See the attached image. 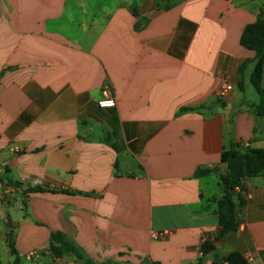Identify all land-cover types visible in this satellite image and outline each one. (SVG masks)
I'll list each match as a JSON object with an SVG mask.
<instances>
[{"label": "crops", "instance_id": "crops-1", "mask_svg": "<svg viewBox=\"0 0 264 264\" xmlns=\"http://www.w3.org/2000/svg\"><path fill=\"white\" fill-rule=\"evenodd\" d=\"M258 19L264 0H0V264L9 240L19 264H264V176L213 241L222 153L264 150ZM58 233L78 256L49 252Z\"/></svg>", "mask_w": 264, "mask_h": 264}, {"label": "trees", "instance_id": "trees-1", "mask_svg": "<svg viewBox=\"0 0 264 264\" xmlns=\"http://www.w3.org/2000/svg\"><path fill=\"white\" fill-rule=\"evenodd\" d=\"M240 45L244 49L255 53L254 59L249 62L253 65L250 75V84L253 86L255 93L259 97V103L255 108L256 115L264 118V89L261 86L262 67L264 62L263 20L258 19L255 23L247 25L243 29L240 37ZM221 163L226 166L224 173L219 176V181L222 185L224 194L221 199L215 201L220 231L213 241L219 240L225 234L235 230L236 204L233 200V195L240 189L244 179L264 176V150L243 148L234 145L229 150L222 153ZM211 173L212 172L209 170H202L196 172L195 177H205ZM0 183L2 182L0 181ZM213 241L207 239L202 243L200 248L202 256L207 255L213 250ZM8 244L10 253L15 256L13 264H19L11 240H9ZM54 244L58 245V247H55ZM49 252L55 256H59L62 252L72 253L75 256H78L77 252L60 233L51 236ZM224 261L228 264H246L245 260H243L237 253L226 257ZM198 264H200V261H198Z\"/></svg>", "mask_w": 264, "mask_h": 264}, {"label": "built area", "instance_id": "built-area-1", "mask_svg": "<svg viewBox=\"0 0 264 264\" xmlns=\"http://www.w3.org/2000/svg\"><path fill=\"white\" fill-rule=\"evenodd\" d=\"M231 94H232V89L229 87H225L222 89L219 95L222 97H229ZM97 106L100 109H113L115 107V100L113 98L112 90L109 88V86H104L100 90V99L97 102ZM0 186H1V183H0Z\"/></svg>", "mask_w": 264, "mask_h": 264}, {"label": "rangeland", "instance_id": "rangeland-1", "mask_svg": "<svg viewBox=\"0 0 264 264\" xmlns=\"http://www.w3.org/2000/svg\"><path fill=\"white\" fill-rule=\"evenodd\" d=\"M253 112L256 114L255 109H253ZM256 117H258V116L256 115ZM258 118H260V119H264V118H261V117H258Z\"/></svg>", "mask_w": 264, "mask_h": 264}, {"label": "water", "instance_id": "water-1", "mask_svg": "<svg viewBox=\"0 0 264 264\" xmlns=\"http://www.w3.org/2000/svg\"><path fill=\"white\" fill-rule=\"evenodd\" d=\"M5 189H6V187H5Z\"/></svg>", "mask_w": 264, "mask_h": 264}]
</instances>
